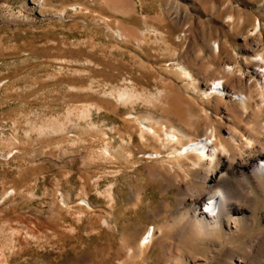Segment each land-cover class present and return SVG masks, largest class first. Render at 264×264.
<instances>
[{"label": "rangeland", "instance_id": "rangeland-1", "mask_svg": "<svg viewBox=\"0 0 264 264\" xmlns=\"http://www.w3.org/2000/svg\"><path fill=\"white\" fill-rule=\"evenodd\" d=\"M250 49L264 54V0H0V264L233 261L264 229V193L218 248L222 228L179 234L190 196L161 173L197 169L171 124L228 139L224 94L202 85L223 62L255 82Z\"/></svg>", "mask_w": 264, "mask_h": 264}, {"label": "bare ground", "instance_id": "bare-ground-1", "mask_svg": "<svg viewBox=\"0 0 264 264\" xmlns=\"http://www.w3.org/2000/svg\"><path fill=\"white\" fill-rule=\"evenodd\" d=\"M230 3L226 7L232 10L234 6ZM168 11L176 19L181 18V10L176 4L170 3ZM241 22L240 18L234 15L228 18L230 24ZM201 40L211 53V39L204 35ZM254 44L257 45V42ZM218 46L220 48L219 44ZM224 52L221 48L220 58ZM244 60L251 68L255 82H251V76L243 77L244 75L230 67L228 62H223L220 64L223 66L220 73H211L208 82L202 85L206 94L212 91H221L224 94L222 97H214L212 105L229 115L227 122L218 120L219 124L225 127L228 139L222 137L217 128L206 123L198 125L191 121L188 122L190 128L171 124V128L182 135L176 139L177 143L183 144L185 152L182 154L192 161L186 163L197 169L190 180L178 169H175V172L170 169L165 173L162 171L164 174L161 173L167 181L179 184L183 192L190 196L189 200L182 203L189 207L190 213L186 222L180 226L179 234L196 222L198 226L200 223L206 234H213L218 228H222L225 230L223 238H215L218 248H222L224 242L236 238L240 224L245 223L247 219L251 224L257 222L248 213L252 206L244 202H256V193H264V54H257V50L250 49ZM181 70L186 76H191L184 67H181ZM259 112L262 113L259 115ZM166 135L175 137L177 134L166 131ZM170 137L167 140L173 143L174 140ZM227 140L230 143H227ZM238 178H243L248 184H237L235 180ZM155 229H150L144 237L147 241L143 245L152 242L156 234ZM176 233L174 234L177 235ZM214 251L217 252V249ZM228 255L234 258L233 261L223 264H264V229L251 237L242 250L229 248Z\"/></svg>", "mask_w": 264, "mask_h": 264}]
</instances>
